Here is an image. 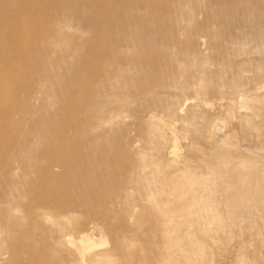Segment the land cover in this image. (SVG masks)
<instances>
[{"label": "rangeland", "instance_id": "rangeland-1", "mask_svg": "<svg viewBox=\"0 0 264 264\" xmlns=\"http://www.w3.org/2000/svg\"><path fill=\"white\" fill-rule=\"evenodd\" d=\"M0 52V264H264V0H0Z\"/></svg>", "mask_w": 264, "mask_h": 264}, {"label": "bare ground", "instance_id": "bare-ground-1", "mask_svg": "<svg viewBox=\"0 0 264 264\" xmlns=\"http://www.w3.org/2000/svg\"><path fill=\"white\" fill-rule=\"evenodd\" d=\"M13 6H14V5H13ZM14 20H15V19H14ZM14 23H16V20H15ZM17 27H19V25H18ZM3 38L6 39V36L3 37ZM11 56H12V53H11V52H0V57H1V58H9V57H11ZM81 84H82V85H88V84H89V81L83 79V80H81ZM249 194H250V193H249Z\"/></svg>", "mask_w": 264, "mask_h": 264}]
</instances>
